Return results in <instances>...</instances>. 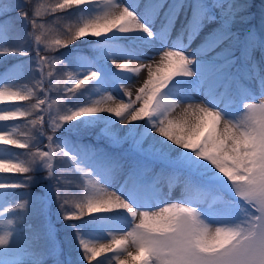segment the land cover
I'll return each instance as SVG.
<instances>
[{"label":"snow or ice","instance_id":"snow-or-ice-1","mask_svg":"<svg viewBox=\"0 0 264 264\" xmlns=\"http://www.w3.org/2000/svg\"><path fill=\"white\" fill-rule=\"evenodd\" d=\"M90 2L92 0H55L43 8L33 7L29 0H22L20 5L15 6V10L30 24L31 31L27 32L26 37L19 38L15 45L0 49V55L30 56L25 46L31 41L35 56L28 64L31 65L34 59L35 66L28 69L30 75H26L23 66H17L3 77L5 86L0 88V105H11L13 110L0 109V122L19 123L8 130H0V146L19 148L25 150L27 155L23 160L17 156L0 158V177L6 178L5 182H0V190L5 193L9 189L24 190L11 195L14 200L20 201L17 208L23 212H18V216H24L31 200L32 173L35 166L40 164L46 170V176L54 181L56 198L65 220L75 221L85 216L118 213L121 210L126 212L130 217L129 226L126 230L109 231L110 241L107 243L81 239L79 229L76 230L88 264H94L101 256L108 254L114 255L115 264H264V106L244 104L248 106V121L243 127L237 125L238 119L233 120L222 111L227 108L224 99L229 93V82H222V77L231 70L236 59L250 69L245 71V78L255 79L264 93V72L250 55V49L264 50V38L251 34L242 45L239 58L233 55V45L239 42L227 30L209 36L200 49L189 54L179 47V36L165 50L169 29L180 10L189 7L185 0H176L175 4L167 5L157 32L150 26L160 17L165 0H147L143 20L132 8L117 5L114 0H103L110 5L109 9L80 25L65 27L62 18L57 15ZM211 6L204 0H191V18L183 29L189 34V42L199 33L205 19H213L209 15ZM216 6L219 7V4ZM46 16L55 17L46 22L60 29L51 38L41 31L44 24L37 22V18L44 19ZM11 28V18L7 13L0 14V31H10ZM113 30L121 33L139 31L150 39L161 41L158 53L162 54L158 60L153 57L151 63H141L137 67L132 62L113 61L118 69L133 73L146 69L147 78L142 80V86L134 91L125 86L123 91L127 101L108 95L90 106L53 112L52 106L58 104L61 107L63 100L50 99L49 93L63 90L73 94L98 74L90 71L83 79H77L73 72L65 70V62L52 53L85 36L99 38ZM225 41H228V46L213 58L220 62L206 63L203 58L207 53ZM57 65H60L59 69H56ZM57 72H65L68 76L62 89L59 81L53 83ZM35 73H39V77ZM176 77L189 80L198 78L197 91L202 89L215 99L209 107L203 100L191 102L192 97L189 96L188 101L183 102L186 105L183 112L168 124L167 130L161 129V135L156 130L159 120L153 124L151 117L174 106L176 101H163L158 97L161 90ZM22 78H27L31 86L17 87L16 81ZM41 92L44 93L43 97ZM137 105H140L139 110ZM101 112L114 114L120 118L121 125L129 126L123 135L115 136L116 143L131 140L132 150L147 160L168 161L165 168L186 174L189 187L182 199L177 202L165 200L151 185H148V189L153 191V195H140L145 191L139 175L141 165L129 174L127 183L130 185V199L134 201L130 203L116 191L109 192L102 187L93 171L78 163L75 156L70 157L72 165L76 171L84 172V179L79 185L87 186L83 189L84 195H71L67 185L74 182L67 180L65 174L72 169L57 168L53 163L57 156L65 158L70 154L60 144L53 142V136L62 123ZM142 120L146 123L137 139L138 129L141 128L139 122ZM148 124H151V128ZM20 125L27 129L23 134L17 133ZM34 132L46 136L49 142L44 146L34 143ZM144 136H151L147 147L143 146ZM178 150H182L178 157L169 161L170 153ZM91 158L90 155L85 156V159ZM98 164L106 168L121 167L116 160L98 159ZM8 179L15 182H6ZM192 186L208 194L223 193L224 198L215 207L207 200L201 203L192 195ZM11 211L5 209V212ZM24 251L21 234L9 231L0 235V257H5L0 258V264H24Z\"/></svg>","mask_w":264,"mask_h":264},{"label":"rangeland","instance_id":"rangeland-1","mask_svg":"<svg viewBox=\"0 0 264 264\" xmlns=\"http://www.w3.org/2000/svg\"><path fill=\"white\" fill-rule=\"evenodd\" d=\"M29 2L33 4V7L43 6L46 8L55 0H29ZM146 2L147 0H114L117 5L132 8L142 20L144 3ZM165 2V8L161 10L160 17L156 18L150 26L154 32H157L161 26L167 5L175 4L176 0H165ZM185 2L189 7L180 10L169 29L168 38L175 43L179 36V47L183 48L185 54L197 51L209 36L223 30L231 32L237 38L239 43L233 45V55L237 58L241 55L243 43L251 34L264 38V0H257L256 2L253 0H204V3L212 5L209 9V15L213 19H205L199 33L189 42V34L183 29L191 18V0H185ZM21 3L22 0H0V14L7 13L12 23L10 31H0V49L15 45L19 38L26 37L27 32L31 31L30 24L15 10V6ZM216 4H219V7ZM252 4L255 5V8L252 7ZM109 7L110 5L104 3L103 0H92L90 3L64 10L57 15L62 18L65 27L67 25L74 26L102 15ZM30 15L31 12H29ZM229 17L231 18L229 19ZM54 18L53 16H46L44 19L37 18L38 23L44 24V29L41 31L46 32L49 38L57 35L60 31L55 25L46 22ZM253 25L255 27H252ZM236 29L239 31L236 32ZM99 38L100 41H92L90 35L85 36L68 47L52 53L65 62L67 66L65 70L73 72L77 79H83L90 74V71H95L98 74L95 79L90 80L73 94H67L63 90L49 93L50 99L63 100L61 107L58 104L52 106L53 112H64L66 108L76 110L79 107L90 106L94 101L108 95L115 99L127 101V97L124 96V87L129 86L130 90L134 91L142 86V80L147 78L146 69H141L140 73H133L125 69H118L117 64L113 61L116 63L132 62L139 67L141 63H151L153 57L158 60L159 55L162 54L158 53L162 46L161 41L156 38L150 39L143 32L121 33L118 30H113ZM101 38L106 39L102 40ZM32 42L35 46L34 38ZM227 46L228 41H225L212 52L207 53L203 59L206 63H219L218 59L214 60L213 58H216V54ZM168 47L170 46L165 45V50ZM25 48L30 52V56L0 55V88L5 86L4 75L8 74L14 67L23 66L26 75L31 74L28 69L35 66L34 59L31 65L28 64V61L35 56L31 41L26 44ZM250 55L257 62L261 71L264 72V50L260 48L250 49ZM59 67L60 65H57L56 69ZM56 69L53 71L55 72ZM246 70L250 71L246 65L241 63L240 59H236L230 72L222 77V82H229V93L224 99V106L227 108H223L222 111L233 120L239 119L243 115L245 112L244 104L259 103L260 99L264 98V93L254 96L248 90L244 79L251 83L255 91L260 93L261 89L255 79L245 78ZM35 75L39 77V73H35ZM67 78V73L57 72L56 80L53 83L59 81V87L62 89ZM231 80H234V83H231ZM198 85V78L189 80L176 77L161 90L158 98L163 101L187 102L188 97L191 96V102L199 103L201 98L198 93L203 90L197 91ZM16 86H31V83L27 78H22L16 81ZM40 95L43 97L44 93L41 92ZM210 97L214 102L215 97L212 94ZM25 106L29 107V105ZM0 109L13 110V106L0 105ZM161 113H156L151 117L153 124L159 119ZM91 115L102 120V124L84 126L85 119L80 117L62 123V126L53 136V142L60 144L70 154L69 157L65 158L57 156L53 163L57 168L72 169L65 174L67 180L74 182L67 185V188L72 192L71 195H84L83 189L87 186L79 185L84 179V172L76 171L72 165L70 157L75 156L78 163L93 171V175L102 187L109 192L116 191L130 203H134V201L130 199V185L127 183L129 174L141 165L143 167L139 175L143 179L141 183L145 191L141 192L140 195H153V191L148 189V185H151L165 200L177 202L184 197L189 187L186 174L165 168L168 161L147 160L144 156L133 151L131 147L116 146L118 143L114 141L115 136L117 134L123 135L129 126L121 125L120 118L111 113L101 112ZM17 123L19 121L0 122V130H8ZM145 123L144 120L139 122L142 132ZM148 127L151 128V124H148ZM45 128L47 130V123H45ZM25 131L27 129L23 125L17 129L18 134H23ZM34 135L36 137L34 143L44 146L49 142L47 137L39 132H34ZM152 135L156 134L153 133ZM157 139L160 137L157 136ZM150 142L151 136H144L143 146L147 147ZM114 148H119L121 152L118 155L112 154L111 149L117 151ZM180 151L182 150L170 153L169 161L175 160ZM26 155L25 150L11 146H0V158L11 159L17 156L23 160ZM86 155H90L92 158L85 159ZM98 159L101 161H119L121 167L118 169L102 167L98 164ZM32 175L31 200L24 216H18V212H23L17 208L20 201L14 200L11 196L13 193H22L24 190L9 189L7 193L0 190V235L9 231L22 235L25 250L22 255L24 264H88L76 236L77 229H79L81 239L107 243L110 241L109 231H122L129 226L130 217L122 210L118 213L85 216L75 221L65 220L56 198L54 181L46 176V170L42 165L37 164ZM5 180L6 178L0 177V182H5ZM6 182L15 181L8 179ZM60 186L64 187V185ZM192 195L201 203L207 200L214 207L218 206L220 200L224 198L223 193L208 194L194 186H192ZM6 208L12 211L5 212ZM8 221H12V223L9 224ZM94 264H115L114 255L101 256Z\"/></svg>","mask_w":264,"mask_h":264},{"label":"clouds","instance_id":"clouds-1","mask_svg":"<svg viewBox=\"0 0 264 264\" xmlns=\"http://www.w3.org/2000/svg\"><path fill=\"white\" fill-rule=\"evenodd\" d=\"M133 95H135V92H133ZM260 106H264V98H261L259 103H257ZM140 105H137V110H139ZM186 105L183 102L176 101L174 106H169V108L165 111H163L159 116V125L157 127V131L163 135V131L161 129L167 130L168 124L172 122V120L176 117H179L180 114L183 112ZM245 112L242 116L236 121L238 126L243 127L247 124L248 121V106L244 105ZM157 123V120L155 121Z\"/></svg>","mask_w":264,"mask_h":264},{"label":"bare ground","instance_id":"bare-ground-1","mask_svg":"<svg viewBox=\"0 0 264 264\" xmlns=\"http://www.w3.org/2000/svg\"><path fill=\"white\" fill-rule=\"evenodd\" d=\"M172 44H174V41L168 40L166 45L171 46ZM198 95L201 98L200 100H203L206 104H208L209 106H212L213 101L210 97L211 93L205 94L204 91H199ZM102 243H105V242H102Z\"/></svg>","mask_w":264,"mask_h":264},{"label":"trees","instance_id":"trees-1","mask_svg":"<svg viewBox=\"0 0 264 264\" xmlns=\"http://www.w3.org/2000/svg\"><path fill=\"white\" fill-rule=\"evenodd\" d=\"M84 117V119H85V122H84V124H88V126H90V125H99L100 124V122H102V121H100L99 119H97V118H95V117H93L92 115H90V114H86V115H84L83 116Z\"/></svg>","mask_w":264,"mask_h":264}]
</instances>
